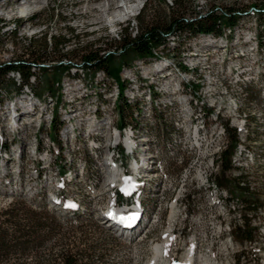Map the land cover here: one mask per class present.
Here are the masks:
<instances>
[{
	"label": "rangeland",
	"instance_id": "rangeland-1",
	"mask_svg": "<svg viewBox=\"0 0 264 264\" xmlns=\"http://www.w3.org/2000/svg\"><path fill=\"white\" fill-rule=\"evenodd\" d=\"M133 1L42 0L30 21L18 17L30 4L28 0H0V64L41 57L40 69L32 70L34 77L21 92L16 73H8L0 84V210L21 201L31 210L45 206L61 231H73L65 235L69 247L96 248L99 260L95 264H149L153 246L167 237L174 206L170 228L174 233L165 254L168 264L182 262L190 248L210 264H264V14L256 12L264 13V0H190L196 16H204L211 8L226 17V10L232 8L241 16L219 38L170 36L166 48L156 49L157 57L140 59L116 51L125 31L130 36L139 32L137 15L114 25L106 18L118 11V4ZM148 2L146 22L166 15L174 0ZM251 7L255 10H248ZM54 40L68 43L55 49ZM45 43L44 53L40 48ZM90 50L113 55V78L118 77L115 68L121 66L123 99L121 83L102 71L80 66L81 55ZM180 63L188 71L181 70ZM25 90L34 97H25ZM123 100L131 105L124 110L125 132L136 130L138 147L141 155L149 157V167L155 168L158 160L160 164V170L144 175L145 188L139 192V206L145 211L143 227L128 236L118 235L100 219L113 202L105 158L111 152L107 145L113 142L112 127L119 126ZM53 116L62 125L56 138L60 146L51 139ZM230 117L239 141L234 145L235 163L232 159V167L221 173V153L214 156L210 151ZM66 120L71 121L69 125ZM244 122L245 131L239 132ZM206 136L207 142L201 141ZM63 171L70 175L59 179L57 173ZM241 175L248 186L242 194L234 185ZM215 176L229 192L217 188L212 192L205 185L207 181L216 184ZM55 185L61 198H73L81 209L65 214L61 203L50 202ZM249 196L260 207L250 218L256 231L251 242H240L236 232L243 224L245 202L241 200ZM79 226L83 233L74 232ZM54 241L45 250L28 253V261L39 256L48 259ZM61 248L55 246L50 254Z\"/></svg>",
	"mask_w": 264,
	"mask_h": 264
},
{
	"label": "trees",
	"instance_id": "trees-1",
	"mask_svg": "<svg viewBox=\"0 0 264 264\" xmlns=\"http://www.w3.org/2000/svg\"><path fill=\"white\" fill-rule=\"evenodd\" d=\"M189 2L190 0H174V2L167 7L168 13L166 15L152 16L146 22L143 18L147 9L146 7L149 5L147 0L137 15L138 20H140L139 32H137L135 36H133V34L130 36V34L125 31L119 42V50L123 53L136 55L137 58H155L158 56L156 49L161 46L166 48V40L170 36L172 38L181 36L184 40H190L200 35L217 37L224 34V28L231 29L237 24L239 16L236 17L232 8L226 10L227 17L223 14H216L212 11V8L209 9V13H206L202 17H198L196 16L195 10L191 9V4H189ZM240 14L241 13L237 15ZM35 17L36 15L32 16L30 21L35 19ZM17 21L18 20H16V22ZM1 23L3 22L0 20V24ZM15 33L14 31L13 34ZM51 38L55 39L53 36H50V39ZM66 43L68 42L54 40L53 45L55 49H58ZM46 45L45 43L40 48L41 52H46ZM80 59V66L84 69L102 71L107 77L116 80L118 83L122 82L120 77L121 66L115 68L117 71V78H113L111 75L113 70L111 67L113 60L112 54L105 55L90 50L85 54L83 53ZM40 61L41 57L37 56L33 62L17 60L7 64H0V84L8 73L13 72L21 79V85L18 86V90H21L22 87L28 85L29 80L34 77V72L32 70L35 68L40 69L38 66ZM179 65L181 70L185 72L188 71L183 63ZM57 71H59V69ZM118 85L120 86V98L123 99L124 87L122 83ZM49 89H51V87ZM54 90L56 91V88ZM56 98L58 99V94ZM129 106L131 107L126 100L121 102L118 110V127H123V125L126 124L124 110H127ZM60 124L57 118L53 116L50 121L51 139L57 142L58 146H60V143L56 138H58ZM225 130L230 141L227 148L221 153V156H219L221 173L231 168V158L235 151L234 143L238 141V138L236 140V135L231 128L225 125ZM244 177L245 176L241 175L234 180L236 182L234 185L240 194H242L243 191H247L248 187L244 181L246 177ZM214 181L217 184L222 183L217 176L214 177ZM241 182H243V186ZM244 193L250 194L251 192ZM241 201L245 202L243 206L244 214L242 215L243 224L237 229L236 234L240 242H251L254 238L256 228L250 226V218L253 217V214H255L260 207L257 204V200L251 198V196H249V198L242 197ZM44 209L45 206L39 207L38 210H31L28 203L21 201L12 202L7 207L0 210V264H81L82 260H86V264H95V261L99 260V255H94V253H96V248L94 246H88L84 250H79L77 247H69V244L66 243L68 238L65 235L69 234V232L73 233V231H61L62 228L59 227V224L49 217ZM78 228L79 229H75L74 232L79 230V232L83 233L81 227L79 226ZM59 236L62 237L61 240H59ZM51 240L55 241L53 242V248L51 247L47 254L48 259H43L42 256H39L34 260L28 261V253L42 248L45 250L46 244ZM59 241L65 243L59 245ZM55 246H61L62 248L57 253L50 254Z\"/></svg>",
	"mask_w": 264,
	"mask_h": 264
},
{
	"label": "bare ground",
	"instance_id": "bare-ground-1",
	"mask_svg": "<svg viewBox=\"0 0 264 264\" xmlns=\"http://www.w3.org/2000/svg\"><path fill=\"white\" fill-rule=\"evenodd\" d=\"M19 1V0H18ZM22 1V0H20ZM28 2L30 3L28 6H25L24 8H22L19 12L22 13V14H25V13H28L29 11L33 10L34 8H37V6L41 5L42 4V0H28ZM143 4V0H134L132 3H127V2H124L123 4H118V11H116L114 14L112 15H106V18H107V21H108V24L110 25H114L116 22L118 21H123V20H126L127 18L129 17H132L135 15V12L137 10H139V8H141V5ZM108 7V6H107ZM106 5L103 7L104 11L108 10L109 8H107ZM239 14V13H238ZM225 46V45H224ZM226 47V46H225ZM225 47H221V48H225ZM241 75V74H240ZM20 115V114H19ZM11 118L14 120V118L11 116ZM12 120V123H14V121ZM245 128H246V124L245 122L242 123L239 127V132H244L245 131ZM123 131L125 132V128H123ZM126 133V132H125ZM129 133H136V130H133V129H129ZM242 136V135H241ZM116 137H114V141L116 140L115 139ZM237 138H238V134H237ZM127 141H125V144L126 146L128 147L129 146V142H128V139H126ZM244 140V139H243ZM239 141V140H238ZM244 145V144H243ZM242 146V145H241ZM236 151V149H235ZM234 151V153H235ZM241 151V150H240ZM237 153V151H236ZM235 153V154H236ZM240 154L242 155L243 154V151L240 152ZM234 155V154H233ZM232 155V156H233ZM141 158L143 160V166L147 165L148 166V162H149V157L146 158L145 157V154L141 155ZM234 160V163H235V156H233L231 158V160ZM112 168L110 169L111 173H110V181L112 183H115L117 182V178H118V175H117V172L116 170L114 169V165L113 163L111 164ZM142 166L139 168L141 169ZM121 184L123 185H130V183H127V182H120ZM119 183V184H120ZM174 205V204H173ZM103 218V217H102ZM174 219H175V207L172 206L171 207V214H170V217H169V229L167 231V234H166V239L165 241L163 242H159V243H156V245L153 246L152 248V251H153V257H152V260L150 261L149 264H166L168 263L169 261L165 258V254L167 253V250L169 248V245H170V228H172V225L174 223ZM111 228V224L109 225ZM138 227V226H137ZM113 229V228H112ZM135 231V230H133ZM133 231H128V232H121L120 234L123 235V236H128L130 235ZM191 255L194 257V263L193 264H210L206 259H204L201 255H197L196 252L193 251V248H190L188 249L185 254L183 255L182 257V262H179L178 264H189L190 262V257ZM168 261V262H167Z\"/></svg>",
	"mask_w": 264,
	"mask_h": 264
},
{
	"label": "built area",
	"instance_id": "built-area-1",
	"mask_svg": "<svg viewBox=\"0 0 264 264\" xmlns=\"http://www.w3.org/2000/svg\"><path fill=\"white\" fill-rule=\"evenodd\" d=\"M248 10H255V8H248ZM238 13H240V12H235V14H238ZM205 15V14H204ZM198 17H201V16H199L198 15ZM115 49H113L112 50V53H115L116 51H119V52H122L121 50H116V51H114ZM232 116V115H231ZM225 124H227L228 125V127L229 128H231L233 131H234V133L236 134V132H235V127H233L232 126V123H231V117H230V119H229V121H228V123H225ZM218 136H219V143H215V146L216 147H214L213 148V150L212 151H210V152H212L213 154H214V156H215V153H222L225 149H226V147H227V136H226V130L222 133V134H218ZM236 140H237V134H236ZM201 141H206L207 142V136L206 137H204V138H202L201 139ZM232 155V154H231ZM231 157V156H230ZM223 190V189H222ZM228 192V191H227Z\"/></svg>",
	"mask_w": 264,
	"mask_h": 264
}]
</instances>
